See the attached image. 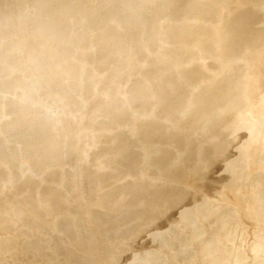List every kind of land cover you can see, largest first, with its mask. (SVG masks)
Returning <instances> with one entry per match:
<instances>
[{
	"label": "rangeland",
	"instance_id": "374dc122",
	"mask_svg": "<svg viewBox=\"0 0 264 264\" xmlns=\"http://www.w3.org/2000/svg\"><path fill=\"white\" fill-rule=\"evenodd\" d=\"M138 1L148 5V19L128 16L117 36L127 41V32L135 26L141 45L130 42L117 49L116 38L107 43L101 38L104 24L80 17L85 29L70 48L48 47L38 69L22 70L21 63H15L8 72L0 70V107L9 96L34 107L16 109L9 100L0 124V151L14 126L23 136L36 127L33 137L41 141L63 120L79 126L75 144H54L60 153L52 160L0 161L2 264H212L218 252L225 253L224 264H264V256L257 257L264 248V39L255 27L235 31L250 15L254 24L264 26V0ZM189 1L200 8L188 12ZM103 2L95 7L108 16ZM156 3L172 7L171 15L158 12ZM34 8H27L30 19ZM198 31L199 43L189 47ZM15 50L11 63L24 59V50ZM60 60L63 63L56 65ZM170 65L179 70L175 75L201 71L207 76L190 82L183 99L158 105L163 92L178 84L164 79ZM113 67L119 72L104 81ZM76 76L82 85L75 97L67 98ZM214 82L216 89L201 103L199 96ZM115 85L119 87L112 92ZM133 85L152 92L129 101ZM90 92L93 95L81 102ZM42 94L46 105L39 101ZM232 103L235 112L241 105L248 108L233 121L236 127L259 119V140L245 159L225 166L215 157L218 145H203L210 129L202 122L207 114H202ZM199 105L205 110L195 115ZM120 108H125L124 114ZM102 120L104 125L94 129L92 124ZM239 139L225 130L216 134L215 143L226 145L230 158L241 150ZM238 172L239 180L234 181ZM52 186L57 195L48 190ZM63 195L73 207L64 215L65 206L57 203ZM110 200L116 206L105 208ZM120 219L125 227L114 236ZM163 230L166 239L154 242ZM180 248L186 255L174 256Z\"/></svg>",
	"mask_w": 264,
	"mask_h": 264
},
{
	"label": "bare ground",
	"instance_id": "6f19581e",
	"mask_svg": "<svg viewBox=\"0 0 264 264\" xmlns=\"http://www.w3.org/2000/svg\"><path fill=\"white\" fill-rule=\"evenodd\" d=\"M99 1H104L103 2L104 6L110 11V14L108 13L109 14L108 16L110 17L103 16L100 14L98 9L96 8L97 6L95 5ZM52 3L56 6L57 9L56 8L55 10L52 9V6H53ZM156 5L158 6V12L171 15V11L173 9L172 7L163 6L164 4H161L162 6H160V4L158 3H156ZM29 6L35 7L34 16L32 19H30L27 14L28 12L27 8ZM47 6H51V7L48 9L46 8ZM199 6L200 5L195 4L194 1H189L188 12H193L194 10L199 9L200 8ZM214 6H216V3ZM137 7H138V10H137ZM147 7H148L147 4H142V3L140 4L138 0H121V2H117L116 0H0V70L8 72L7 70L9 69L7 68L8 67L10 68L11 65L16 66L15 63L17 64L21 63L20 68H22V70L29 69V68L38 69L44 63L45 51L47 50L48 47L55 46L57 48L62 45L64 46L67 45L68 48H70L71 47L70 45H74L76 38L79 35L78 33L81 32L82 29H85V26L82 25V23L80 22V17H85L88 23L104 24L107 29L105 33L101 36V38L102 39L104 38V41L106 43L108 42L106 40L116 38V42H119L118 45H116L117 49L120 47H125L126 44L130 42L133 43V46L141 45V43L138 42V39H137L139 37V32L133 29L135 26L133 28H130V30L127 32L126 34L127 35L126 38L128 37L127 41H124L123 39L118 38L117 35H118L119 29L123 27L124 24L126 23L128 16H130V19H142L143 20L142 22H145L146 19H148L146 16ZM15 10H19V11L17 13H13ZM58 17L61 18L60 22L57 20ZM229 23H230V26H236L235 22L233 23L229 22ZM254 23H256V20L250 15L247 18H245L243 26L236 27L235 31H241V29L242 30L246 29L247 31L249 29L248 27L250 28L255 27L256 32L260 33L262 38L264 39V26L259 25V24H254ZM143 25L144 24H141L139 27ZM176 31H178V29H176ZM176 31L173 33H176ZM201 35L202 33H200L199 31L195 32V34L190 39V42L192 43L189 44V47L191 45L195 46L197 43H199L197 42V40L201 38ZM11 37H16L17 38V39L15 38L16 41H12L13 38L11 39ZM17 47L22 48L24 50V51L22 50L23 53L25 54L24 59L22 61H19L18 58H16L15 59L16 61L14 63L13 62L11 63V61H8V60H11L13 56H16L15 49ZM169 54L170 52L167 54V56ZM62 63L63 61L60 60L56 63V65H60ZM14 66H11V68ZM170 67L172 69H170L169 71L170 72L172 70L173 71L171 74L169 72L168 76L165 75L166 77L164 79L168 77L170 80H177L178 84H174V86L171 89H169L166 92H163V94L160 96V99L158 100V105H162V104L164 105L165 103H171V102L183 99L184 95L187 94L186 86L189 85L190 82L191 83H194V81L199 82L200 80L204 79L205 76H207L205 73L201 71L192 76H186L183 72H180V73L176 72L177 75H175L173 72L179 71V70L177 69L174 71L175 67L173 65L172 66L170 65ZM114 71H115L114 67L111 68V70L109 68V70L104 75L103 80L106 81V78H108L112 73H116L117 71L119 72V70L115 72ZM120 79L121 77L118 80ZM71 81H72V89H71V92L67 93L66 95L67 98L75 97L77 94L76 91L78 90L77 88H79L80 85H82V79L80 76L74 77ZM0 84H2V82H0ZM134 86L135 85L132 86L133 88L131 89L129 101H136L138 100L137 99L138 96L142 97L143 95H149L148 93L152 92L151 88H147L145 86H141V87L136 86L135 88L137 89H135ZM118 87H119L118 85L111 87L112 88L111 91L112 92L116 91ZM216 87H217V82H214L209 87L208 91L204 92L202 96L200 95L201 98L199 96L201 103H202V100L205 101L206 99H208V97H210V95L214 92ZM138 88L140 89L142 88L141 89L143 90L142 94L141 93L139 94L138 91L140 89ZM134 89L137 91L135 92ZM237 90L239 91V88H237ZM197 91L198 90L195 89L196 93ZM247 93L241 94L242 97H244V95H246ZM92 95H93V92H90V94L87 97L83 98L81 102L85 101L89 96H92ZM237 95L240 96L238 92H237ZM242 97L240 98V100L242 99ZM9 100L16 103L17 105L16 109H19L22 105H25L28 109L34 108L32 106H28L24 104L22 100H19V98H16L14 96H9L8 99L5 100L4 103H2L0 107V124H2L4 119L6 118V115H7L6 108L9 105ZM46 100H47L46 95L42 94L39 96V101L41 105H46L47 103ZM241 106L242 107L238 109V111L235 112L234 111L235 104L232 103L231 107L229 108H225L222 110L211 109L205 114L201 113L203 110H205L201 107V105H199V107L195 106V109H194L195 115L196 114L197 115L207 114L206 118L202 122L204 124L209 125V127L208 126L207 127L210 129V132L207 135V137H205V140L203 141V145L204 146L218 145L215 151V157L220 161L221 164L225 166H229V163L237 165V162L241 161L243 158L245 159L246 151L259 140V136L257 132L260 126L259 119L253 123H251V121L247 122L246 124L241 125L239 128L235 126L237 123L233 121H236V119L239 116L246 113L248 109L246 105H241ZM55 107L56 106H52V108H55ZM125 108L123 109L120 108V110L119 111L117 110V111L118 112L121 111L124 114ZM116 109H119V108H116ZM116 109H113L114 112L116 111ZM99 111H101V106L98 108V112ZM263 111L264 110L260 111V113H262ZM74 113L75 111L72 110L70 111V114L68 116L70 117ZM69 122L70 120L68 119L61 121L58 124L56 130H54L51 133H46L45 135H43V139L41 138L42 141L38 139L37 141L36 138L33 137V133L35 132L34 129L36 127H34L30 133L23 136L22 134L19 135L17 128L14 126V128L10 132L11 133L10 140L6 144V147H4L2 151H0V161L4 159L15 161L22 157L23 158L24 157L38 158L42 162L52 160L53 158L57 157L58 153H60V150L56 152L58 148H56L57 150L55 148L53 149L55 143L60 144V141H63V142L66 141L64 142L65 143L64 146H68V145H72L73 143L75 144V142L77 141L76 140L77 137L75 135L78 131L79 126L78 124H75L74 126H72L71 123ZM103 125H104L103 120L96 121L94 122V124H92L94 129H99ZM225 130H227V132H230L231 134H234L235 137L242 138V139H239L240 142L242 143L241 150H239V153H234L230 158H228L227 156L226 145H224L223 143H215L216 134L220 131L225 132ZM247 137H249V139ZM0 139L1 140L4 139V135L0 134ZM16 144H18V146L15 150L11 152L10 150L6 151L10 147ZM201 164H202V161L200 162V165ZM240 175L241 174H239V172L233 174V180L234 181L239 180ZM2 185L3 183H0V189ZM55 189H56V186H52L48 188L50 193H52L53 195H57L55 194ZM69 200L70 199L68 195H63L61 198H59V201L57 202L59 205L65 206V210H63L62 212L63 215L65 213H68L67 210L71 211L70 209L73 208L69 205ZM35 205H38V204H35ZM115 206H116L115 200H112V201L110 200V202L108 201L106 204H104L105 208H112ZM159 215H161V213H159ZM14 216L16 215L14 214ZM3 224L4 225L7 224L5 217L3 220ZM124 227H125V220L120 219L118 224L116 225V228L114 229V233H113L114 236L119 234L123 230ZM166 237L167 235L165 234L163 230L156 234L153 241L163 242L166 239ZM204 242L207 245L209 244L207 240H205ZM186 253L187 252H185L184 248H180V249H177L176 252L173 253V255L179 257V256H185ZM259 255L264 256V248L257 252V257H259ZM223 256H225V253L218 252L215 255V258H213L212 264H224ZM235 260H238V259L236 258ZM239 261H238V264H240Z\"/></svg>",
	"mask_w": 264,
	"mask_h": 264
}]
</instances>
